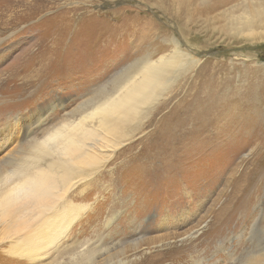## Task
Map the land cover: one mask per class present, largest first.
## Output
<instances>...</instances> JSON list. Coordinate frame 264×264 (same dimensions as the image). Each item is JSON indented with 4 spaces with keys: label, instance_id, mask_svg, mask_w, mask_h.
I'll return each instance as SVG.
<instances>
[{
    "label": "rangeland",
    "instance_id": "374dc122",
    "mask_svg": "<svg viewBox=\"0 0 264 264\" xmlns=\"http://www.w3.org/2000/svg\"><path fill=\"white\" fill-rule=\"evenodd\" d=\"M175 6L0 0V164L118 93L117 78L141 60L177 55L184 68L153 103L155 121L69 192L87 208L39 264H137L171 246L157 264H244L264 255V0ZM210 74L221 96L238 102L231 132L218 138L225 126L205 120L207 130L179 148L161 140L170 133L155 131L159 120L191 105ZM7 249L0 245V264H29Z\"/></svg>",
    "mask_w": 264,
    "mask_h": 264
},
{
    "label": "bare ground",
    "instance_id": "6f19581e",
    "mask_svg": "<svg viewBox=\"0 0 264 264\" xmlns=\"http://www.w3.org/2000/svg\"><path fill=\"white\" fill-rule=\"evenodd\" d=\"M166 2L177 8H183L185 4V0ZM7 22L6 25L12 24ZM180 63L177 55L141 60L117 78L118 93L106 95L77 123L55 127L43 138L34 140L28 153L20 146L15 154L6 157L0 164V182L9 183L14 177L18 179L6 187H1L0 183V245L8 246V254L25 259L29 264H39L50 249L59 248L87 208L76 205L69 192L81 181L101 171L107 161L117 155L115 153L120 147L134 140L145 125L155 121L151 120L155 107L153 103L169 88L173 74L184 70ZM203 81L192 106L184 103L179 109L182 105L179 104L172 116L159 120L155 131L170 133L161 140L179 148L187 135L207 130L200 125L205 120L211 124L222 122L219 123L221 127L225 126V131L218 134V138L222 139L231 132L228 131V126L233 127L231 118L240 114L237 107L233 108L238 102H227L229 96H221V89L218 91L221 80L216 74H210ZM129 149L133 150L130 146L127 151ZM13 155L21 158L9 162V157ZM43 162H46L45 166ZM258 241L264 250V237ZM171 247L150 253L137 264H157L163 259L162 252ZM170 264H176V261L172 260ZM197 264L211 263L203 260ZM244 264H264V255L255 256Z\"/></svg>",
    "mask_w": 264,
    "mask_h": 264
}]
</instances>
